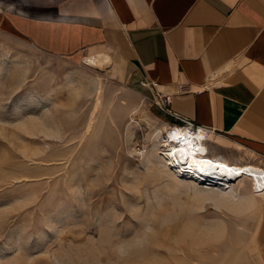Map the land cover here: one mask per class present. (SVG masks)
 I'll list each match as a JSON object with an SVG mask.
<instances>
[{"label":"rangeland","instance_id":"rangeland-1","mask_svg":"<svg viewBox=\"0 0 264 264\" xmlns=\"http://www.w3.org/2000/svg\"><path fill=\"white\" fill-rule=\"evenodd\" d=\"M68 1L0 9L52 17L32 9ZM88 55L46 53L0 21V264H263L262 193L237 213L159 172L146 158V117L175 121L140 95L144 85ZM254 186L246 176L241 192Z\"/></svg>","mask_w":264,"mask_h":264},{"label":"crops","instance_id":"crops-1","mask_svg":"<svg viewBox=\"0 0 264 264\" xmlns=\"http://www.w3.org/2000/svg\"><path fill=\"white\" fill-rule=\"evenodd\" d=\"M10 8L0 9V21L46 53L78 61L100 51L88 56L102 59L115 76L139 86L157 80L159 91L172 96L173 112L211 130L207 155L264 166V0H70L28 7L52 17ZM142 88L147 98L150 90ZM255 239L264 264V203Z\"/></svg>","mask_w":264,"mask_h":264},{"label":"bare ground","instance_id":"bare-ground-1","mask_svg":"<svg viewBox=\"0 0 264 264\" xmlns=\"http://www.w3.org/2000/svg\"><path fill=\"white\" fill-rule=\"evenodd\" d=\"M101 60L95 56L86 57L87 65L95 67ZM96 79V105H99L103 88L101 78ZM146 118L152 127L147 133L146 158L149 161L157 159L155 165L159 172L174 179L188 180V184L203 200L213 199L218 207L224 205L237 213L250 211L256 206L255 193L264 196V172L259 168L246 163H231L222 156L207 155L208 129L199 127L195 133L190 134L187 128L172 130V124L156 122L148 116ZM249 175L254 180L255 190L250 193L241 192L244 178Z\"/></svg>","mask_w":264,"mask_h":264},{"label":"built area","instance_id":"built-area-1","mask_svg":"<svg viewBox=\"0 0 264 264\" xmlns=\"http://www.w3.org/2000/svg\"><path fill=\"white\" fill-rule=\"evenodd\" d=\"M142 84L146 86L150 92H151V100L153 103L166 115L172 117L175 121V123H172V130L176 129H183L187 128V131H191L194 133V131H197L199 129V125L191 121L190 119L183 117L182 115H179L172 111L171 109V102H172V96L170 94H165L159 91L157 85V80H151V81H142ZM179 90L180 91H187V87L183 84H179ZM149 98V96H146ZM147 98H145L147 100ZM209 132L211 130H208ZM189 134V133H188ZM189 134V135H190Z\"/></svg>","mask_w":264,"mask_h":264},{"label":"clouds","instance_id":"clouds-1","mask_svg":"<svg viewBox=\"0 0 264 264\" xmlns=\"http://www.w3.org/2000/svg\"><path fill=\"white\" fill-rule=\"evenodd\" d=\"M191 134H192V131H191Z\"/></svg>","mask_w":264,"mask_h":264}]
</instances>
